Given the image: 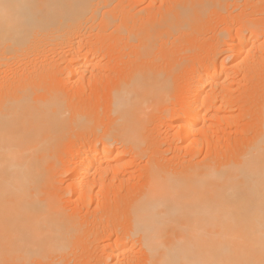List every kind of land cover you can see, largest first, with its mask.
I'll use <instances>...</instances> for the list:
<instances>
[{
	"label": "bare ground",
	"instance_id": "obj_1",
	"mask_svg": "<svg viewBox=\"0 0 264 264\" xmlns=\"http://www.w3.org/2000/svg\"><path fill=\"white\" fill-rule=\"evenodd\" d=\"M0 264H264V0H0Z\"/></svg>",
	"mask_w": 264,
	"mask_h": 264
},
{
	"label": "rangeland",
	"instance_id": "obj_2",
	"mask_svg": "<svg viewBox=\"0 0 264 264\" xmlns=\"http://www.w3.org/2000/svg\"><path fill=\"white\" fill-rule=\"evenodd\" d=\"M232 129H233V127H232Z\"/></svg>",
	"mask_w": 264,
	"mask_h": 264
}]
</instances>
